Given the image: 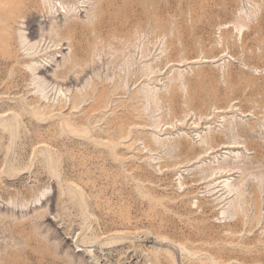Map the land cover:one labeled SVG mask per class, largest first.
I'll return each instance as SVG.
<instances>
[{
  "label": "rangeland",
  "instance_id": "374dc122",
  "mask_svg": "<svg viewBox=\"0 0 264 264\" xmlns=\"http://www.w3.org/2000/svg\"><path fill=\"white\" fill-rule=\"evenodd\" d=\"M7 1L0 264H264V0Z\"/></svg>",
  "mask_w": 264,
  "mask_h": 264
},
{
  "label": "bare ground",
  "instance_id": "6f19581e",
  "mask_svg": "<svg viewBox=\"0 0 264 264\" xmlns=\"http://www.w3.org/2000/svg\"><path fill=\"white\" fill-rule=\"evenodd\" d=\"M35 1H37V0H35ZM42 1V0H41ZM51 1L52 2H58L62 7L63 6H76L77 5V3H78V1L79 0H49L48 2L49 3H51ZM106 2V0H99V2H98V4L100 3V5L99 6H103V2ZM8 3H7V6H8V8L9 7H11V8H13V9H18L19 8V6H21V4L22 5H24V6H27L28 5V0H23L22 2H18V3H14L13 2V0H8L7 1ZM39 4V3H38ZM58 4V5H59ZM40 5H41V3H40ZM55 5V4H54ZM32 6V5H31ZM35 6V5H34ZM6 7V6H5ZM33 7V6H32ZM30 8V7H29ZM38 8H40V7H38ZM32 9V8H31ZM34 9V8H33ZM40 10H42V9H40ZM1 11V10H0ZM3 11V10H2ZM35 11V10H34ZM103 11V10H102ZM26 12V11H25ZM33 12V11H32ZM31 12V13H32ZM95 13V12H94ZM39 14V13H38ZM97 14V13H96ZM1 15V14H0ZM15 15V14H14ZM101 16H102V14L99 12L98 13V15H97V19H100L101 18ZM96 19V20H97ZM2 20V19H1ZM18 21V20H17ZM20 21V20H19ZM91 23V22H90ZM75 25V22H74V20H71L69 23H66V25H64L63 26V28H62V30H64V31H67V30H69V29H71L72 28V26H74ZM55 27V26H54ZM75 27V26H74ZM56 28V27H55ZM51 29V28H50ZM57 29V28H56ZM72 29H74V28H72ZM72 29H71V33H72ZM238 29H240V28H238ZM53 30V29H52ZM51 30V31H52ZM58 32H60V31H58ZM49 33H50V31H49ZM69 33V32H68ZM0 34H1V32H0ZM10 34V33H9ZM51 34V33H50ZM61 34H64V33H62L61 32ZM3 35V34H2ZM55 35V34H54ZM59 35V34H58ZM99 35V34H98ZM56 36V35H55ZM65 36V35H64ZM61 37V36H60ZM63 37V36H62ZM59 38V37H58ZM65 38V37H64ZM98 38V37H97ZM97 38H95V39H97ZM59 39H62V38H59ZM62 41V40H61ZM63 41H64V39H63ZM65 41H66V38H65ZM60 41L58 40V43H59ZM55 43V42H54ZM55 45V44H54ZM71 47V46H70ZM34 54V53H33ZM30 55H32V54H30ZM34 57L36 56L35 54L33 55ZM32 56V57H33ZM31 58V57H30ZM37 61V60H36ZM72 61H73V59H72ZM72 61H70V62H72ZM90 61H91V59H90ZM31 62V61H30ZM76 62V61H75ZM93 61H91V63H92ZM37 63H38V61H37ZM69 63V62H68ZM33 65H34V63H33ZM67 65V64H66ZM71 65V64H70ZM74 65H75V63H74ZM86 65V64H85ZM29 66H32V65H29ZM34 66H37V65H34ZM68 66V65H67ZM79 66V65H78ZM95 66V65H94ZM39 67V66H38ZM75 67V66H74ZM84 67H86V66H84ZM32 68V67H31ZM37 68V67H36ZM66 68V67H65ZM68 68V67H67ZM73 68V67H72ZM76 68V67H75ZM78 68V67H77ZM88 70H89V66L88 67H86ZM90 68H92L91 66H90ZM151 68V67H150ZM33 69H34V67H33ZM74 69V68H73ZM79 69V68H78ZM82 69V68H81ZM37 70V69H36ZM60 71H61V69H59ZM75 70V69H74ZM84 69H82V71H83ZM86 70V69H85ZM153 70V69H152ZM43 71V70H42ZM57 70H55V72H56ZM59 71V72H60ZM63 71V70H62ZM67 71V70H66ZM69 71V70H68ZM77 71V70H76ZM32 72V71H31ZM41 72V71H40ZM44 72V71H43ZM71 72V71H70ZM151 72H153V71H151ZM54 73V72H53ZM63 73V72H62ZM66 73V72H65ZM64 73V74H65ZM74 73V72H73ZM81 73H83V72H81ZM32 74V73H31ZM43 74V73H42ZM71 74V73H70ZM80 74V73H79ZM149 74V73H148ZM44 75V74H43ZM53 75V74H52ZM51 75V76H52ZM57 75V74H56ZM55 75V76H56ZM72 75V74H71ZM77 75V74H76ZM61 76H62V74H61ZM66 76V75H65ZM79 76V75H78ZM41 77V76H40ZM45 77V76H44ZM54 77V76H53ZM80 77V76H79ZM43 78V77H42ZM48 78V77H47ZM66 78H68L67 76H66ZM51 79V78H50ZM71 79V78H70ZM54 80H56V78H54ZM61 80V79H60ZM60 80H58V81H60ZM68 80V79H67ZM76 80H78V79H76ZM138 80V75H137V77H136V81ZM52 81H53V78H52ZM62 81V80H61ZM60 81V82H61ZM66 81V80H65ZM55 82V81H54ZM62 82H64V79H63V81ZM119 83V82H118ZM46 86V85H45ZM41 87V86H40ZM48 87V86H47ZM118 87V86H117ZM44 88V87H43ZM46 88V87H45ZM42 90V89H41ZM63 90V89H62ZM86 91V90H85ZM58 92V91H57ZM60 92V91H59ZM89 92V91H88ZM44 93V92H43ZM78 93V92H77ZM118 93V92H117ZM84 94H85V92L83 93V96H84ZM59 95H60V93H59ZM61 95H62V93H61ZM73 95H75V94H73ZM77 96V95H76ZM40 96H38V98H39ZM43 97H44V95H43ZM80 97V96H79ZM48 98V97H47ZM62 98V97H61ZM73 98V97H72ZM91 98V97H90ZM43 99V98H42ZM45 99V98H44ZM76 99H78V97L76 98ZM85 99V97L83 98V100ZM38 100V99H37ZM65 100V99H64ZM41 101V100H40ZM44 102H45V100H44ZM43 102V103H44ZM93 102V101H92ZM107 102V101H106ZM34 103V102H33ZM38 103V102H37ZM36 103V104H37ZM41 103V102H40ZM59 103V102H58ZM80 103H82V101L80 102ZM49 104H51V103H49ZM48 104V105H49ZM92 104V103H91ZM133 104V103H132ZM39 105V104H38ZM47 105V106H48ZM55 105V104H54ZM53 105V106H54ZM51 106V105H50ZM42 107V106H41ZM41 107H39V108H41ZM27 108V107H26ZM66 108V107H65ZM70 108V107H69ZM135 108V107H134ZM43 109V108H42ZM49 109V108H48ZM50 110V109H49ZM73 110V109H72ZM43 112V111H42ZM52 112V111H51ZM133 112V111H132ZM130 113V112H129ZM89 114V113H88ZM54 115V114H53ZM128 115V114H127ZM4 116V115H3ZM48 116V115H47ZM49 116H51V115H49ZM86 116H89V115H86ZM133 116V115H132ZM2 117V116H1ZM134 117V116H133ZM132 118V117H131ZM86 120V119H85ZM118 120V119H117ZM132 122V121H131ZM118 123V122H117ZM137 123V122H136ZM135 124V123H134ZM141 126L143 125V124H140ZM140 125H138V127L140 126ZM157 125V124H156ZM155 125V126H156ZM165 125V124H164ZM129 126H131V125H129ZM61 131V130H60ZM64 131V130H63ZM109 131V130H108ZM124 132V131H123ZM123 134V133H122ZM213 137V136H212ZM218 138V137H217ZM212 139V143L210 144V146L209 147H207L206 149H203V151L201 152H199L198 153V156L199 155H201V153H206V151H209V150H211V151H213V150H215L216 148H219V146L220 145H222V146H224V145H227V146H229V147H226V149L227 148H232L233 146V144H237L236 142H227V143H225V142H218V144L217 143H214V137L213 138H211ZM233 140V139H232ZM231 140V141H232ZM217 141V140H216ZM219 141V140H218ZM222 141V140H221ZM224 141V140H223ZM162 142V141H161ZM205 142V141H204ZM147 143V142H146ZM149 143H151V142H149ZM157 142H155V144H156ZM164 143V142H163ZM148 144V143H147ZM153 144V143H152ZM158 144V143H157ZM161 144V143H160ZM232 144V145H231ZM46 145V144H45ZM162 145V144H161ZM230 145L232 146V147H230ZM238 145H239V143H238ZM237 145V146H238ZM40 146V144L38 145V147ZM187 146V143L185 142V140H180L179 141V150L181 151V150H184V147H186ZM146 147L148 148V147H150L151 148V144H148V145H146ZM144 148H145V146H144ZM188 148V147H187ZM205 148V147H204ZM152 149V148H151ZM154 149V148H153ZM44 150V149H43ZM42 150V151H43ZM150 150V149H149ZM155 151V150H154ZM183 153V152H182ZM189 163V162H188ZM233 164V163H232ZM237 164V163H236ZM224 165H226V164H224ZM220 166V165H219ZM228 166V165H227ZM237 166V165H236ZM218 167V166H217ZM221 167H222V165H221ZM221 167H218V170H220L221 169ZM229 167V166H228ZM231 167V166H230ZM234 167V166H233ZM223 168H226V167H223ZM223 168H222V170H223ZM232 168V167H231ZM213 169V168H212ZM233 169V168H232ZM227 170H229V169H227ZM231 170V169H230ZM235 170V169H234ZM232 171V170H231ZM223 172V171H222ZM222 174V173H221ZM230 176V175H229ZM226 179V178H225ZM226 181V180H225ZM228 182L229 181H227V184H228ZM231 182H233V181H231ZM236 183V182H235ZM221 184H222V182H221ZM224 184V183H223ZM226 184V183H225ZM239 185V184H238ZM234 186H237V185H235L234 184ZM239 187V186H238ZM226 189L227 190H225L224 192L226 193V194H228V195H230L231 193H233L232 191H233V189H231V186H228V187H226ZM224 190V189H223ZM221 191V190H220ZM241 193V192H240ZM227 195V196H228ZM234 195H238V194H234ZM241 196V195H240ZM237 199H238V197H237ZM238 202H239V200H238ZM237 202V203H238ZM233 206H235V205H233ZM235 207H237V206H235ZM234 207V208H235ZM237 209H238V207H237ZM224 213V212H223ZM222 216V215H221ZM221 219V218H220ZM222 219H223V216H222Z\"/></svg>",
  "mask_w": 264,
  "mask_h": 264
}]
</instances>
